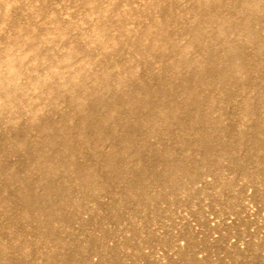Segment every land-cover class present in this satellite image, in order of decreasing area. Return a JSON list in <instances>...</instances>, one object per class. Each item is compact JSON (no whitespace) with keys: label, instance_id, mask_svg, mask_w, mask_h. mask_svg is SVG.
I'll list each match as a JSON object with an SVG mask.
<instances>
[{"label":"rangeland","instance_id":"1","mask_svg":"<svg viewBox=\"0 0 264 264\" xmlns=\"http://www.w3.org/2000/svg\"><path fill=\"white\" fill-rule=\"evenodd\" d=\"M0 264H264V0H0Z\"/></svg>","mask_w":264,"mask_h":264},{"label":"bare ground","instance_id":"2","mask_svg":"<svg viewBox=\"0 0 264 264\" xmlns=\"http://www.w3.org/2000/svg\"><path fill=\"white\" fill-rule=\"evenodd\" d=\"M94 92V91H93ZM194 94H195V92H194ZM198 95V94H197ZM94 96V95H93ZM116 96V95H115ZM97 97V96H96ZM118 98V97H117ZM135 98V97H134ZM98 100H100V99H98ZM96 101V100H95ZM119 101V100H118ZM124 101V100H123ZM131 101V100H130ZM94 106V105H93ZM96 106V105H95ZM92 107V106H91ZM96 109V108H95ZM91 110H93V109H91ZM94 113V112H93ZM99 113V112H98ZM51 136V135H50Z\"/></svg>","mask_w":264,"mask_h":264}]
</instances>
